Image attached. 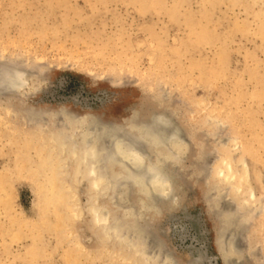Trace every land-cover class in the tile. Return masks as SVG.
<instances>
[{
  "label": "rangeland",
  "instance_id": "1",
  "mask_svg": "<svg viewBox=\"0 0 264 264\" xmlns=\"http://www.w3.org/2000/svg\"><path fill=\"white\" fill-rule=\"evenodd\" d=\"M151 1L0 0V59L32 69L25 91L0 102V264H159L134 237L94 222L91 203L112 197L64 165L49 171L52 189H64L56 223L43 222L37 163L46 133L64 123L33 112L62 107L119 123L131 110L174 113L189 138L173 167L178 197L144 211L147 229L178 264H264V0ZM223 154L248 171L253 197L216 175ZM226 208L238 218V263L218 247Z\"/></svg>",
  "mask_w": 264,
  "mask_h": 264
},
{
  "label": "bare ground",
  "instance_id": "2",
  "mask_svg": "<svg viewBox=\"0 0 264 264\" xmlns=\"http://www.w3.org/2000/svg\"><path fill=\"white\" fill-rule=\"evenodd\" d=\"M155 2L156 0L151 1V3ZM0 61H2L0 63L1 102L5 98L25 91L31 79L32 69H28L29 65L26 68L23 62L21 64L24 67L20 65L13 55L6 56V59L2 58ZM33 113L46 116L56 115L64 123V127L55 133H46V140L51 147L43 156L41 155L42 158L37 163V173L40 176L38 178H43L38 184L42 192L38 210L43 222L48 226L56 223L55 205L61 201V192L64 189L59 186L60 184L52 189L55 180L50 176L49 171L55 167L61 169L64 165L66 174H71L73 171L76 177L80 176L86 181L85 184L92 187L94 193L112 197L110 203L97 204L96 201L91 203L92 219L100 228L102 226L109 235L122 230L121 234L124 231L123 236L134 237L135 241H140L142 252H138L147 256L145 260L148 263L159 261V264H178L170 251L162 247L161 240L151 235L143 216L145 210L151 207L159 209L168 202H174L178 197L175 189L176 174L173 167L182 160V155L189 145V138L181 127V123L179 124L173 115L174 113L156 110L142 117L137 110H131L127 116L122 118V123L107 117L102 118L100 114L91 111L78 113L66 107L53 113L44 114L37 111ZM76 128L79 130L75 132ZM51 150L56 151L57 162L53 154L51 155ZM217 159L218 162L213 165L216 175L229 181L237 180L234 187L241 192L243 200L253 197L255 189L247 183L248 171L244 172L239 169L237 162L234 165L233 159L224 154L219 155ZM207 166L201 169L204 172L208 169L211 171V166L209 168ZM29 175L32 174L29 173ZM133 195L139 196L137 203H133ZM110 206L123 211V215L121 214L124 219L123 223H119L120 220L113 215ZM226 211L228 212L229 209H222V212L226 213ZM233 211L230 214L227 213L229 216L226 214L227 219L221 226L217 242L225 259L230 263H238L243 255V246L239 241L241 232L231 227L232 224L237 223L238 219H236V211ZM114 217L115 219L112 220ZM29 252L36 254L33 247Z\"/></svg>",
  "mask_w": 264,
  "mask_h": 264
}]
</instances>
